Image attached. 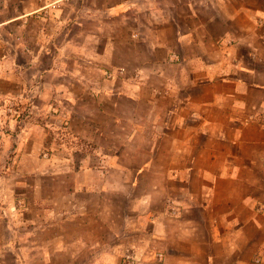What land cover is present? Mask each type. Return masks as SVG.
Returning a JSON list of instances; mask_svg holds the SVG:
<instances>
[{"label": "rangeland", "instance_id": "374dc122", "mask_svg": "<svg viewBox=\"0 0 264 264\" xmlns=\"http://www.w3.org/2000/svg\"><path fill=\"white\" fill-rule=\"evenodd\" d=\"M25 1L26 10L19 0H0V22L25 15L0 24V255L4 264L16 255L24 264H90L122 248L131 200L150 186L122 184L119 168L140 162L139 151L123 144L138 123L132 116L150 113L126 100L146 80L139 71L151 57L154 32L142 6L149 0ZM152 1H176L179 18L190 1L203 19L233 18L219 32L230 28L237 56L254 27L248 14L264 16V0ZM140 91L139 99L166 95L162 79L157 91L149 83ZM6 239L12 250L1 246ZM127 255L135 249L122 264Z\"/></svg>", "mask_w": 264, "mask_h": 264}, {"label": "crops", "instance_id": "0c3cea01", "mask_svg": "<svg viewBox=\"0 0 264 264\" xmlns=\"http://www.w3.org/2000/svg\"><path fill=\"white\" fill-rule=\"evenodd\" d=\"M175 2L142 3L154 32L151 57L139 71L146 80L126 91L134 98L126 100L149 105L150 113L132 116L138 123L123 150H138L140 162L117 166L125 170L121 183L150 186L131 200L122 248L89 262L122 264L134 248L133 264H264V16L248 14L254 27L237 56L227 43L230 28L219 32L233 18L203 19L192 1L179 18ZM161 79L165 99H139L144 83L155 92ZM145 116L148 127L139 124ZM142 134L147 139L136 143ZM6 240L1 246L12 250ZM24 262L16 255L8 264Z\"/></svg>", "mask_w": 264, "mask_h": 264}, {"label": "built area", "instance_id": "2783aa9c", "mask_svg": "<svg viewBox=\"0 0 264 264\" xmlns=\"http://www.w3.org/2000/svg\"><path fill=\"white\" fill-rule=\"evenodd\" d=\"M160 259H162V255H158ZM128 262L126 264H132L133 259H135L132 255H127Z\"/></svg>", "mask_w": 264, "mask_h": 264}]
</instances>
